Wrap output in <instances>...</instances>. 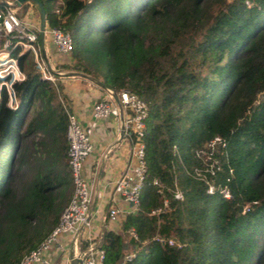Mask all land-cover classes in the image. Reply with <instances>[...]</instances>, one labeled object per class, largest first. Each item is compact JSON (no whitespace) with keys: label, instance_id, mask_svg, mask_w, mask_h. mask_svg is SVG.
I'll use <instances>...</instances> for the list:
<instances>
[{"label":"trees","instance_id":"1","mask_svg":"<svg viewBox=\"0 0 264 264\" xmlns=\"http://www.w3.org/2000/svg\"><path fill=\"white\" fill-rule=\"evenodd\" d=\"M38 1L45 26L71 40L56 68L147 108L137 206L120 233L93 241L103 264L123 259L130 230L123 264H264V0ZM14 55L24 80L12 84L13 107L0 90V264L35 248L72 192L62 84L41 79L28 53ZM167 215L171 237L156 231Z\"/></svg>","mask_w":264,"mask_h":264},{"label":"built area","instance_id":"2","mask_svg":"<svg viewBox=\"0 0 264 264\" xmlns=\"http://www.w3.org/2000/svg\"><path fill=\"white\" fill-rule=\"evenodd\" d=\"M16 1L0 0V90L3 88L6 94L8 107L15 106L17 101L12 84L24 80V73L19 69L14 53H28L40 78L52 84L55 82L54 74L48 72L41 56L38 22L32 23L28 16L20 12L21 7L28 3L17 7ZM44 40L59 57L69 54L71 40L59 26H45ZM56 71L61 72L59 69ZM115 94L116 100L110 97L107 100L97 101L93 103L90 110L91 118L95 120L121 117L123 127L128 131L129 136L130 163L126 171L112 182L113 193L123 206L109 208L108 220L111 222L119 216L123 218L137 206L138 192L145 173L141 139L144 132L143 120L147 111L144 102L127 90H121ZM65 113V140L67 166L72 183L71 196L60 212L56 225L35 248L24 254L17 264H54L53 253L63 252L65 249L74 251V256L80 259L79 264H103L104 252L94 244L89 232L92 186L83 174V165L92 151L93 131L91 126L82 125L74 113L67 110ZM217 143H220V139L214 137L206 144V147L212 149ZM153 184H156V181H153ZM207 191L211 192V189ZM174 196L179 197V194L176 193ZM162 211L163 208L159 207L151 210L149 215L157 216ZM128 234L135 240L131 230ZM154 238L160 243L173 245L171 239H164L158 235ZM82 244H85L84 248L80 249ZM130 256L131 254L124 256L119 264H123V261Z\"/></svg>","mask_w":264,"mask_h":264},{"label":"crops","instance_id":"3","mask_svg":"<svg viewBox=\"0 0 264 264\" xmlns=\"http://www.w3.org/2000/svg\"><path fill=\"white\" fill-rule=\"evenodd\" d=\"M24 10L25 7H22L21 13ZM28 17L34 23L32 12ZM43 47L49 66L53 70H57L58 68L55 66L63 60V57L54 54L52 47L46 40L43 41ZM58 77L67 98L69 112L74 113L82 125L91 126L93 131L92 151L83 165V174L92 186L89 218L96 221L93 229L89 228V232L95 241L104 229L120 233L121 216L111 222L106 217V212L109 208L123 206L113 193L112 182L126 171L127 165L130 163L128 131L123 127L121 117H108L98 120L91 118L90 110L93 103L107 100L110 97L113 98L115 92H110L107 88H102L82 77L59 75ZM159 221L156 227L157 233L171 237L170 216L167 215ZM133 242L134 239L129 234H123L124 251L122 257L131 254ZM72 256H74V251L71 249H65L60 253L56 251L52 255L53 263H68ZM168 264H172V262L169 261Z\"/></svg>","mask_w":264,"mask_h":264},{"label":"water","instance_id":"4","mask_svg":"<svg viewBox=\"0 0 264 264\" xmlns=\"http://www.w3.org/2000/svg\"><path fill=\"white\" fill-rule=\"evenodd\" d=\"M25 3L31 4L35 8V10L37 12L39 46H40L41 56L43 58V61L45 63V66H46L48 72H50L51 74H54V75L82 77V78H85L87 80H90L91 82H94L95 84H97L98 86H100L102 88H106V87H104V85L101 82H99V81L93 79L92 77H90V76H88V75H86L84 73H81L79 71H66V72L62 73V72L53 70L49 66V63H48L47 58L45 56L44 47H43V33H44V27H45L44 9L42 7V4L38 0H17L15 2V5L17 7H21V5L25 4ZM113 98L116 100V94L115 93L113 95ZM79 263H80L79 257L78 256H72V257L69 258L67 264H79Z\"/></svg>","mask_w":264,"mask_h":264},{"label":"rangeland","instance_id":"5","mask_svg":"<svg viewBox=\"0 0 264 264\" xmlns=\"http://www.w3.org/2000/svg\"><path fill=\"white\" fill-rule=\"evenodd\" d=\"M22 7H25V11L23 12V15L29 16L30 13L32 12L34 23H37L38 22V17H37V12H36L35 8L29 3L23 5ZM22 7L20 9L21 11H22ZM51 7H53V4H51ZM66 71H74V70H63L61 72L63 73V72H66ZM95 221H96L95 219H90L89 218V227H90V229H93ZM58 253H60V251H58Z\"/></svg>","mask_w":264,"mask_h":264}]
</instances>
